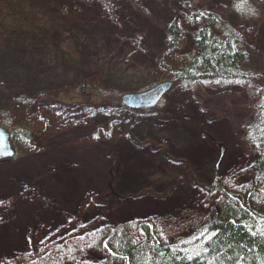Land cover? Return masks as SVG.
<instances>
[{
    "label": "rangeland",
    "instance_id": "1",
    "mask_svg": "<svg viewBox=\"0 0 264 264\" xmlns=\"http://www.w3.org/2000/svg\"><path fill=\"white\" fill-rule=\"evenodd\" d=\"M199 5L242 34L248 51L242 68L256 76L251 84L224 94L211 87L174 85L159 104L143 111H128L108 98L137 91L157 76L160 71L155 66L165 50L159 22L167 17L177 18V14L184 15ZM111 11L109 20L98 3L86 0H6L0 5V118L7 116L14 127L32 129L36 142L32 152L0 162V228L11 225L6 234L0 233V264H19L25 256H45L64 247L67 251L74 248L72 255L57 264H117L108 263L107 256L89 248L87 241L101 228L121 227L129 220L160 229L182 224L181 237L191 239L185 222L198 217L197 208L205 213L216 209L210 201H204L197 188L220 182L237 190L242 186L240 179L250 170L252 156L240 136L242 126L251 120L260 102L257 89L264 81V1L138 0L132 5L120 0ZM96 26L104 32L96 33ZM135 35L139 37L138 45L132 42ZM177 50L163 57H179L182 50ZM34 95L41 99L30 103L11 99ZM79 107L80 115H70ZM139 117L150 121L146 127L138 125ZM82 121L85 125L73 129ZM107 126L114 127L112 137L92 139L98 128L108 131ZM219 144L224 148L222 154ZM124 145L138 152L130 154L139 155L143 167L147 163L144 170L133 159L122 160L119 154ZM50 150L81 157V163L65 155L60 159L67 176L79 170L78 180L87 186L78 211L61 215V220L55 222L43 216L44 187L50 167H40L39 162L40 168L35 171L27 172L25 167L8 170L21 162L25 165L28 160L40 159ZM160 159L165 164L160 162L158 168L170 171L183 167L175 166V162L182 163L192 183L185 186L182 176L167 180L169 177L164 174L162 179L155 178L156 184H164L162 188L151 186L146 177L155 174L153 164ZM90 164L93 169L98 165L96 172ZM27 173L24 180L19 177ZM83 174H90V178L92 174L99 180L96 187L95 183L92 186L85 182ZM126 177L137 182L143 177V181L125 191L122 186L129 183ZM178 181L182 183H175ZM109 182L110 193L120 199L110 195L108 201L101 198L109 194ZM86 191L89 196L84 197ZM31 192L38 199L29 209L26 197ZM182 194L186 195L183 201ZM136 199L156 201L148 209L155 214L136 215L135 203L134 215L130 214L135 219H121L129 212L128 203L137 202ZM168 202H174L172 209L170 203L168 209L163 207Z\"/></svg>",
    "mask_w": 264,
    "mask_h": 264
},
{
    "label": "trees",
    "instance_id": "2",
    "mask_svg": "<svg viewBox=\"0 0 264 264\" xmlns=\"http://www.w3.org/2000/svg\"><path fill=\"white\" fill-rule=\"evenodd\" d=\"M86 1L98 3L111 20V8H115L120 0ZM125 1L135 5L138 0ZM251 1L255 3L264 0ZM5 2L6 0H0V5ZM201 7L195 6V9L188 10L184 15L177 14V18L171 20L167 17L162 23L157 20L163 34V56L177 49L182 50V53H176L179 56L176 58L161 56L155 66L160 72L148 84L136 90L147 89L163 80H171L173 85L185 87H211L220 93L238 91L251 84L256 76L242 68L248 60L242 34L234 31L226 21L222 22L212 11ZM94 31L98 34L104 32L98 26L94 27ZM138 38V35L133 37V45H138ZM81 71H84L83 67ZM80 92L82 93V89ZM107 92L112 91L108 89ZM257 93L260 102L251 120L242 126L240 136L252 156L250 170L240 179L243 184L237 190L233 191L220 182L201 189L204 201H210L216 209L213 207L214 210L205 213L197 208L198 217H192L187 222L193 245L185 244L187 237L181 238V229L177 235L181 239L169 243L161 237L159 231L143 222L113 230L106 228V231L102 230L91 237L88 244L108 255L110 262L118 261L120 264H264V238L255 233L250 234L244 225L264 226V81ZM117 95L108 98L117 101ZM11 99L14 102H25L27 97L11 96ZM1 117L0 125L11 128L12 119ZM15 132L12 136L14 148L19 154L28 152L31 140L34 139L31 131L22 127ZM108 135L106 132V136ZM167 236L169 240L176 236L175 227L171 226ZM207 237L212 238L208 240ZM142 240L146 243L143 244ZM105 241H108L107 248L104 247ZM72 250L70 248L67 251L64 247L61 251L53 250L52 254L45 256H25L19 264H57L60 262L58 259L65 261L67 256L71 257ZM189 256L193 259L188 260Z\"/></svg>",
    "mask_w": 264,
    "mask_h": 264
},
{
    "label": "bare ground",
    "instance_id": "3",
    "mask_svg": "<svg viewBox=\"0 0 264 264\" xmlns=\"http://www.w3.org/2000/svg\"><path fill=\"white\" fill-rule=\"evenodd\" d=\"M115 33V32H114ZM124 109L130 111L132 110L130 107H123ZM141 122H143L144 124L146 123V120L144 118H141ZM222 135L224 134L221 130L219 131ZM123 151L120 152L119 156L123 159H133L134 163L137 165H140L143 170L145 169L147 163L145 162V166L143 167L141 165V162L143 161V159L141 157H139V155H133L132 157H130V153H138L137 151L133 150L132 148L124 145L122 148ZM77 151V150H75ZM90 151L93 152L94 155V147H92V149H90ZM189 154H193V151L191 149V152ZM65 155L69 158H72L78 162H82L81 157L78 158V156L76 154H73L72 152H64L63 150L61 151H49L46 155H43L41 157H39L40 159H34V160H29V167H26L28 171H35L38 167V163L42 162L44 164V167H54L55 172L52 174V179L51 181L48 182V188L44 190L45 196L43 197V201H44V214L43 216L46 218L47 216H49L53 222H55L54 220L61 218L62 216H65L66 214H68L76 201V197L78 195V191L80 188V182L78 180V176L77 174H81L78 171H74L72 176H67V172L64 168L63 162L61 161V157ZM142 160H141V159ZM20 166H13L11 170H13L14 168L16 169V171H18L20 168ZM40 167H43L42 164ZM91 170L93 172L97 171L98 165L96 164V168L93 169V164H90ZM6 171V168L4 170H2L1 172L4 174V172ZM3 174L1 175V177H3ZM6 174V173H5ZM28 176V174H25V176L23 174H20L19 177L24 180L26 177ZM89 176L90 174H83L84 180L85 182H89ZM131 176L137 178L139 177V175L137 173H131ZM92 179L93 175L91 174ZM143 180V177H142ZM173 180V179H172ZM97 182H99V180L97 181V179L95 180V185L97 184ZM177 184H180V182H175ZM45 185H47V181H45ZM126 186L128 187V189H131V184H126ZM158 188H162L164 186L163 183H157L156 185ZM172 197V196H169ZM38 199V196H36L34 198V200ZM159 199H161L159 197ZM173 201V198L171 199ZM169 203L171 205V202H168L167 204H165L163 207L165 209H168ZM174 204V202H173ZM173 204L171 205V207L169 208H173ZM138 207L135 206L134 209H136L137 207V212L136 215L142 214H155L152 213L151 211H149L148 209H150L151 204L150 203H146V202H138L137 203ZM35 205H29V208L34 207ZM156 208H158V206H155ZM133 209V210H134ZM127 211L125 212L123 215V217H121V219H133L132 215H134V211ZM244 224V222H241ZM136 225V224H135ZM247 229L248 232L250 234H257L260 235L262 238H264V226H260L259 224H244ZM11 227L10 224H6L4 225V227L1 229L0 228V233L1 231H3L4 234H6L7 229H9ZM106 231L103 230V232ZM150 241V240H148ZM21 244V242H19ZM142 243L145 244L146 241L142 240ZM149 243V242H148ZM150 244V243H149ZM200 258L203 260L204 257L200 256ZM200 260V259H199ZM58 261H62L61 258L58 259Z\"/></svg>",
    "mask_w": 264,
    "mask_h": 264
},
{
    "label": "water",
    "instance_id": "4",
    "mask_svg": "<svg viewBox=\"0 0 264 264\" xmlns=\"http://www.w3.org/2000/svg\"><path fill=\"white\" fill-rule=\"evenodd\" d=\"M169 87V82H163L144 92L126 93L121 96L120 100L121 103L127 107L141 109L150 108L159 101ZM11 155L12 151L8 142L7 131L0 127V159Z\"/></svg>",
    "mask_w": 264,
    "mask_h": 264
},
{
    "label": "snow or ice",
    "instance_id": "5",
    "mask_svg": "<svg viewBox=\"0 0 264 264\" xmlns=\"http://www.w3.org/2000/svg\"><path fill=\"white\" fill-rule=\"evenodd\" d=\"M154 102H155V101H154ZM213 235H215V234H213ZM198 238H199V237H197V239H198ZM211 238H212V237H207L206 239L211 240ZM80 239H83V237H81ZM107 246H108V241H105V242H104V247L107 248ZM88 247H92V245H89ZM81 251H83V249H81ZM205 251H207V249H205ZM198 255H199V254H198ZM187 259H188V260H192L193 257H192V256H189V257H187ZM228 259L230 260L231 257H229Z\"/></svg>",
    "mask_w": 264,
    "mask_h": 264
},
{
    "label": "flooded vegetation",
    "instance_id": "6",
    "mask_svg": "<svg viewBox=\"0 0 264 264\" xmlns=\"http://www.w3.org/2000/svg\"><path fill=\"white\" fill-rule=\"evenodd\" d=\"M127 178V180L129 181L131 178H129V177H126Z\"/></svg>",
    "mask_w": 264,
    "mask_h": 264
}]
</instances>
